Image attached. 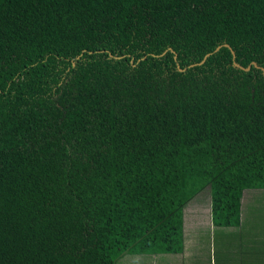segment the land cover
Wrapping results in <instances>:
<instances>
[{
    "label": "trees",
    "instance_id": "1",
    "mask_svg": "<svg viewBox=\"0 0 264 264\" xmlns=\"http://www.w3.org/2000/svg\"><path fill=\"white\" fill-rule=\"evenodd\" d=\"M253 61L264 0H0V264L182 253L206 187L209 226L243 236L264 75L234 62Z\"/></svg>",
    "mask_w": 264,
    "mask_h": 264
},
{
    "label": "rangeland",
    "instance_id": "2",
    "mask_svg": "<svg viewBox=\"0 0 264 264\" xmlns=\"http://www.w3.org/2000/svg\"><path fill=\"white\" fill-rule=\"evenodd\" d=\"M244 195L241 206V221L244 223L242 226L248 228V230H244L243 236L240 237L237 235V228H230L233 231V248L236 255H239L241 251L243 254H250V247L254 244L255 249H257L254 257L257 260L249 259V261L253 264H264V189H248L244 192ZM209 200L210 193L208 187H206L188 204L185 209L186 215L184 214L186 237L193 239L194 247L197 248V251L199 250L200 255L202 253L204 260L198 264H208V257H211L214 261L215 251H217L219 260L224 263L223 228L209 227L207 208ZM195 227L198 229H195ZM237 238L239 240H235ZM164 256L173 257L172 254H125L118 264H163ZM238 259H240V255Z\"/></svg>",
    "mask_w": 264,
    "mask_h": 264
},
{
    "label": "crops",
    "instance_id": "3",
    "mask_svg": "<svg viewBox=\"0 0 264 264\" xmlns=\"http://www.w3.org/2000/svg\"><path fill=\"white\" fill-rule=\"evenodd\" d=\"M185 219V218H184ZM212 224L209 226L212 228ZM185 228V224H184ZM195 229H198L195 227ZM247 230V228H243L242 230ZM184 248L183 252L179 254H172V258L170 256H164L163 258V264H198L200 261H204L202 258V253L200 255L199 250L197 251V248L194 247L195 243L192 238H187L186 233L184 231ZM195 235V234H194ZM190 237V235H188ZM260 242L262 240H259ZM222 242H223V252H224V263L223 264H233L234 262V256H236L232 240V231L230 228H223V235H222ZM250 247L251 255L250 254H243L242 251L240 252V259L238 260V264H246V261L249 259H256L254 257V253H257V249H254ZM167 255V254H163ZM250 257V258H249ZM215 260V259H214ZM208 264H215L214 261H212L211 257L207 258ZM222 263V262H221ZM258 264V263H256Z\"/></svg>",
    "mask_w": 264,
    "mask_h": 264
},
{
    "label": "water",
    "instance_id": "4",
    "mask_svg": "<svg viewBox=\"0 0 264 264\" xmlns=\"http://www.w3.org/2000/svg\"><path fill=\"white\" fill-rule=\"evenodd\" d=\"M232 53L234 54V51H232ZM235 57V55L233 56V58ZM234 65L236 66V67H238V68H241V69H244V70H248V69H250V67H251V65H254L255 67H260L256 62H252L250 65H248V66H246V67H244V66H242V65H240L239 63H237V62H234ZM261 68V70H262V73H263V75H264V68L263 67H260Z\"/></svg>",
    "mask_w": 264,
    "mask_h": 264
}]
</instances>
